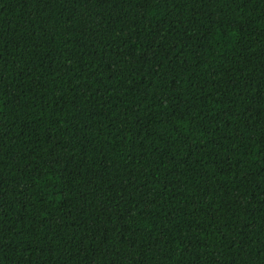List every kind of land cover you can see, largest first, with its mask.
I'll return each instance as SVG.
<instances>
[{"label":"trees","instance_id":"trees-1","mask_svg":"<svg viewBox=\"0 0 264 264\" xmlns=\"http://www.w3.org/2000/svg\"><path fill=\"white\" fill-rule=\"evenodd\" d=\"M0 264H264V0H0Z\"/></svg>","mask_w":264,"mask_h":264}]
</instances>
